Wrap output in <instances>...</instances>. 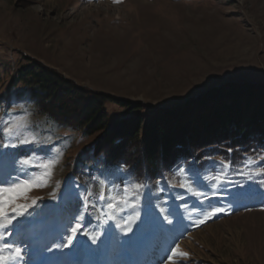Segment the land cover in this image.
I'll list each match as a JSON object with an SVG mask.
<instances>
[{
    "label": "rangeland",
    "instance_id": "374dc122",
    "mask_svg": "<svg viewBox=\"0 0 264 264\" xmlns=\"http://www.w3.org/2000/svg\"><path fill=\"white\" fill-rule=\"evenodd\" d=\"M27 59L89 90L161 108L229 82L264 85V0H0V117L26 116L43 141L51 136L64 151L54 177L60 182L57 199H49L51 187L34 192L44 200L12 237L27 249L24 264H170L176 243L188 253L177 264H264V186L237 174L243 162L231 164L224 185L209 186L225 161L218 157L194 185L207 199L171 186L180 179L176 167L162 181L142 183L140 219L132 232L116 227L128 213L103 225L90 209L87 230L101 232L99 239L93 243L79 234L71 248L52 247L68 217L83 211L76 194L85 187L98 191L105 163L94 155L98 136L58 128L9 90ZM106 111L110 122L125 113L113 101ZM7 142L0 132V144ZM32 148L0 149L15 154L0 156V172L18 168ZM109 180L113 195L129 183ZM160 207L170 210V224ZM213 208L224 211L201 224L202 213Z\"/></svg>",
    "mask_w": 264,
    "mask_h": 264
},
{
    "label": "trees",
    "instance_id": "16d2710c",
    "mask_svg": "<svg viewBox=\"0 0 264 264\" xmlns=\"http://www.w3.org/2000/svg\"><path fill=\"white\" fill-rule=\"evenodd\" d=\"M10 84L18 100L60 129L98 136L94 155L105 175L131 183L162 181L183 166L205 173L218 157L237 166L264 153V85L246 80L214 87L182 105L155 107L82 87L54 69L27 59ZM125 113L110 122L106 103Z\"/></svg>",
    "mask_w": 264,
    "mask_h": 264
},
{
    "label": "snow or ice",
    "instance_id": "6c2138e0",
    "mask_svg": "<svg viewBox=\"0 0 264 264\" xmlns=\"http://www.w3.org/2000/svg\"><path fill=\"white\" fill-rule=\"evenodd\" d=\"M114 2L118 3L120 0H114ZM0 132L8 140L7 143L0 144V149H15L21 145L33 146V154L20 160L18 168L13 164L12 170L7 174L0 172V264H24L27 249L18 246L22 242L12 237L14 234H19L22 225L30 222L27 220V217L33 215L30 210L38 209L40 202L44 200L43 196L33 195L34 192L51 187L52 191L49 192L48 197L51 200L57 199L60 182L54 181V177L63 160L64 151L54 144L51 136L47 141H43L26 116L9 114L8 119L0 117ZM45 144L49 147L45 148ZM36 149H43L44 154L41 155ZM0 156L14 158L15 154L0 152ZM261 161H264V154L247 157L237 174L264 186V165H261ZM220 165L219 173L208 178L209 186L215 189L227 182V174L231 169L230 162L221 161ZM110 175L112 174L102 173L101 178L96 180L98 191L94 192L91 188L85 187L82 192L76 194L77 199L83 201V211L68 217L67 222L61 226L53 240L52 247L55 249L71 248L79 234L87 236L95 243L102 233L95 229L87 230L91 223L87 220V217L92 215L90 209L95 210L96 219L103 225H108L109 221L116 222L118 219H123L120 213H128L124 224L116 223V227L126 233L132 232V225L140 219V212L137 209L140 206L139 200L145 186L142 183H125L122 192L113 195L110 191ZM176 175L180 179L178 183L172 184V187L184 189L198 201L208 198L205 192L197 190L194 186L196 179H199L197 171L194 170L189 176L185 168L178 167ZM223 211L222 208H213L211 211L203 212V219L200 223H205ZM160 213L163 214L165 221L169 224L172 222L168 218L171 215L169 209L160 207ZM97 226L99 227V224ZM169 253L167 261L170 264H177L179 258L188 256L187 252L180 249L178 243L170 248Z\"/></svg>",
    "mask_w": 264,
    "mask_h": 264
}]
</instances>
